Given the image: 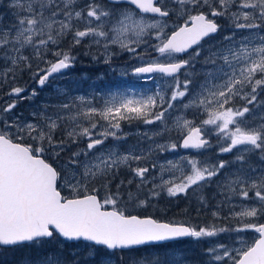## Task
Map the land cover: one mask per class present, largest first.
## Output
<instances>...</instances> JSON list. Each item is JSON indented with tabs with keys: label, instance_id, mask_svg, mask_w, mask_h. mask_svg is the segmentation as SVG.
I'll list each match as a JSON object with an SVG mask.
<instances>
[{
	"label": "snow or ice",
	"instance_id": "1",
	"mask_svg": "<svg viewBox=\"0 0 264 264\" xmlns=\"http://www.w3.org/2000/svg\"><path fill=\"white\" fill-rule=\"evenodd\" d=\"M121 54L135 66L120 75L153 87L75 94L81 55L111 67ZM25 74L36 87H11L0 108V254L191 264L174 247L188 240L202 245L198 264H264V0H7L0 91ZM46 88L30 118L14 115ZM165 194L191 196L214 222L130 214Z\"/></svg>",
	"mask_w": 264,
	"mask_h": 264
},
{
	"label": "rangeland",
	"instance_id": "2",
	"mask_svg": "<svg viewBox=\"0 0 264 264\" xmlns=\"http://www.w3.org/2000/svg\"><path fill=\"white\" fill-rule=\"evenodd\" d=\"M6 5L7 0H3V4L0 5V14L5 13L6 11ZM6 18V17H5ZM64 47H67V43H65ZM207 47V45H205ZM82 49H78L77 52L73 53V55H77L79 52H81ZM129 56L126 54H121L118 58H116L113 61V65L106 66L104 64H95L90 61L89 58L83 57L81 55L80 59L76 63V67L72 69L69 73V75L72 77V81H78L81 83V87L76 89L75 94L79 93H89L91 91V87H96L98 89L108 90V89H115V88H123L126 86H132L135 88H151L153 87L151 82L145 83L143 80H137L136 77L129 75L127 77H122L120 75V71L122 70L126 65L129 67V69L134 64L129 63ZM115 67L117 71H113L112 68ZM199 67V66H198ZM84 78L81 80V78ZM102 77V79H99ZM183 78V77H181ZM72 81L65 80L63 83L68 84V86L72 87ZM28 87V92H31L32 88H35L36 85L32 83L30 80L29 74H25L22 78L18 79L14 84L9 85L8 87H5L2 91H0V108L7 107L8 104L13 103L15 97H9L6 93L10 91L11 87ZM24 95H27V93H24ZM53 93L51 88H46L43 91H40L39 96L36 98L35 102H29L28 100H23V102L18 103L17 107L14 110V115H23L24 117L30 118V113L33 111V109L39 105L42 101H45L47 98L52 97ZM54 102V100H53ZM237 107H242L243 102L237 100L236 101ZM203 119L204 117H200ZM189 119H191V116H189ZM124 131L130 132L135 131V125L129 126L126 123L124 124ZM173 136H175V133H173ZM135 138H130L129 143H131ZM167 139V137L165 138ZM215 143V141H213ZM75 150V149H73ZM181 155L185 154L183 150H181ZM205 155H212L211 153H205ZM172 154H162L161 161L164 159H173ZM203 158V157H202ZM223 159H230V156H223L220 157ZM254 164L259 163L255 158H253L252 161ZM143 166V165H142ZM179 175V174H177ZM167 178V177H166ZM115 187V186H113ZM67 195V193H65ZM208 195L211 197V190L208 192ZM101 196H103V193H101ZM163 203L166 204H172L176 206L175 211L177 215L174 217H170L169 219L175 221V222H182L186 221L188 223H191L193 225H204L206 223H213V219L210 215V212H197L195 209L197 208V204L194 200L191 199V196L189 199H184L183 197L180 198H168L166 194L162 196L159 201H153L152 205L149 206L146 210L144 209H136V210H129L130 214L133 215H139L141 217L143 216H154L155 214L158 215L159 218H164V212H162L161 205ZM212 204H215V200L211 201ZM226 215V213H225ZM177 219V220H176ZM164 220V219H163ZM260 223H264V220H260ZM217 226H224L225 224H232L235 226V221H215ZM244 241L247 242V244H252L257 238L256 233L249 231L247 233L241 234ZM235 239V237H233ZM71 244V242H69ZM235 247H240L238 244H234ZM174 247L184 253L186 258L191 261V264H198L199 262V253L201 250L202 245H197L192 243L191 241H182V242H176ZM74 250L71 246H66L67 252H72ZM30 253L28 250L20 251V253H13L9 252L8 254L3 253L0 254V256L7 255V259L10 260L9 263H5L3 259H0V264H20L22 260H24L25 257H27Z\"/></svg>",
	"mask_w": 264,
	"mask_h": 264
},
{
	"label": "trees",
	"instance_id": "3",
	"mask_svg": "<svg viewBox=\"0 0 264 264\" xmlns=\"http://www.w3.org/2000/svg\"><path fill=\"white\" fill-rule=\"evenodd\" d=\"M174 208H176V206H174V205H172V204H166V203H163L162 205H161V209H162V212H164V218H159L158 217V215H154V216H152V217H154V218H156V219H158V220H166V221H173V220H171V219H169L170 217H172L173 215H174V217L177 215V213H176V211H175V209ZM177 220V219H176ZM9 252H6V254H8ZM15 253H20V251H17V252H15ZM0 259H3V261L5 262V263H9L10 262V260L9 259H7V255H5V256H0Z\"/></svg>",
	"mask_w": 264,
	"mask_h": 264
},
{
	"label": "flooded vegetation",
	"instance_id": "4",
	"mask_svg": "<svg viewBox=\"0 0 264 264\" xmlns=\"http://www.w3.org/2000/svg\"><path fill=\"white\" fill-rule=\"evenodd\" d=\"M182 22V21H181ZM221 24H224L225 23V21H223L222 19L219 21ZM216 39L218 40V39H220V36H217L216 37Z\"/></svg>",
	"mask_w": 264,
	"mask_h": 264
},
{
	"label": "bare ground",
	"instance_id": "5",
	"mask_svg": "<svg viewBox=\"0 0 264 264\" xmlns=\"http://www.w3.org/2000/svg\"><path fill=\"white\" fill-rule=\"evenodd\" d=\"M152 217V216H151ZM154 218V217H153ZM156 219V218H155ZM158 220V219H157ZM158 221H163V222H167L166 220H158Z\"/></svg>",
	"mask_w": 264,
	"mask_h": 264
}]
</instances>
